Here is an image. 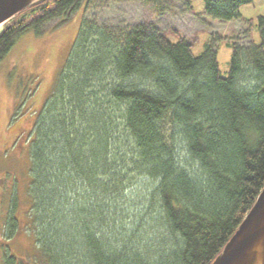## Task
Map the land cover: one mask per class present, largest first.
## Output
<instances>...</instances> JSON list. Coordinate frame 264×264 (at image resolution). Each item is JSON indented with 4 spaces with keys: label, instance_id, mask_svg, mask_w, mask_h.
<instances>
[{
    "label": "trees",
    "instance_id": "obj_1",
    "mask_svg": "<svg viewBox=\"0 0 264 264\" xmlns=\"http://www.w3.org/2000/svg\"><path fill=\"white\" fill-rule=\"evenodd\" d=\"M245 1L204 0L203 14L237 18ZM89 2L21 10L0 31V61L26 32L42 36ZM258 20L261 43L236 42L224 75L211 45L195 54L153 22L115 37L83 18L30 133L25 226L37 264L211 263L264 186Z\"/></svg>",
    "mask_w": 264,
    "mask_h": 264
},
{
    "label": "rangeland",
    "instance_id": "obj_2",
    "mask_svg": "<svg viewBox=\"0 0 264 264\" xmlns=\"http://www.w3.org/2000/svg\"><path fill=\"white\" fill-rule=\"evenodd\" d=\"M188 3L186 0H90L86 6L82 3L64 25L42 36H35L32 31L23 34L0 61V264H6L9 255L15 256L16 264H37L34 235L25 226L30 206L26 191L30 179V133L68 59L83 18L115 37L137 24L153 22L171 41L180 36L191 41L195 54H201L211 45L224 75L228 73L236 42L240 47L248 46L251 41L261 43L258 16L264 15V0L241 2L240 16L230 20L205 16L204 0H188ZM248 19L251 23L247 33ZM7 22L0 24V31ZM139 195L136 187L131 189L127 194L129 204L133 205ZM13 199L16 202L10 214ZM12 215L17 222L14 227Z\"/></svg>",
    "mask_w": 264,
    "mask_h": 264
},
{
    "label": "water",
    "instance_id": "obj_3",
    "mask_svg": "<svg viewBox=\"0 0 264 264\" xmlns=\"http://www.w3.org/2000/svg\"><path fill=\"white\" fill-rule=\"evenodd\" d=\"M44 0H0V24ZM210 264H264V186Z\"/></svg>",
    "mask_w": 264,
    "mask_h": 264
}]
</instances>
